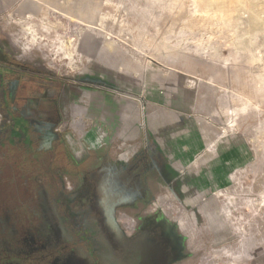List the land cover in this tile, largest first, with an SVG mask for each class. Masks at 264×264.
I'll return each mask as SVG.
<instances>
[{"label": "rangeland", "instance_id": "1", "mask_svg": "<svg viewBox=\"0 0 264 264\" xmlns=\"http://www.w3.org/2000/svg\"><path fill=\"white\" fill-rule=\"evenodd\" d=\"M0 40L132 101L144 130L165 92L198 130L187 163L155 151L178 171L166 203L194 228L196 264H264V0H0Z\"/></svg>", "mask_w": 264, "mask_h": 264}, {"label": "flooded vegetation", "instance_id": "2", "mask_svg": "<svg viewBox=\"0 0 264 264\" xmlns=\"http://www.w3.org/2000/svg\"><path fill=\"white\" fill-rule=\"evenodd\" d=\"M58 79L0 40V264H196L148 152L92 149Z\"/></svg>", "mask_w": 264, "mask_h": 264}, {"label": "crops", "instance_id": "3", "mask_svg": "<svg viewBox=\"0 0 264 264\" xmlns=\"http://www.w3.org/2000/svg\"><path fill=\"white\" fill-rule=\"evenodd\" d=\"M27 80V86H30L32 79ZM127 80L126 77H121L122 88L129 87ZM76 85H71L70 81L64 78H59L54 84L42 81L40 92L44 95L56 93L63 109V118L76 127L84 125L85 138L92 149L98 151L102 145H114L134 153L148 152L149 161L153 164L151 173L153 180L163 187L166 201L168 197L172 198L175 193L173 177L178 171L170 163H166L164 167L158 163L156 147L163 151L175 152L177 157L187 163V158L196 147L193 143L194 139L199 140L195 125L190 124L187 118L180 116L171 106L162 103L167 100L165 92L159 94L155 92V96L152 97L153 100L161 103L163 108L154 114H148L146 118L148 130H144L141 126V112L131 103L132 101L129 102L124 97H116L112 92L100 91L98 87ZM87 91H97L100 94L95 98L84 99V92ZM158 136H162L163 140ZM166 205L168 206V203ZM171 216L183 219V215ZM183 222L186 233L191 236L194 258L198 262L194 228L187 220Z\"/></svg>", "mask_w": 264, "mask_h": 264}, {"label": "bare ground", "instance_id": "4", "mask_svg": "<svg viewBox=\"0 0 264 264\" xmlns=\"http://www.w3.org/2000/svg\"><path fill=\"white\" fill-rule=\"evenodd\" d=\"M70 10V9H69ZM167 42V41H166ZM166 46H168V45H166Z\"/></svg>", "mask_w": 264, "mask_h": 264}]
</instances>
